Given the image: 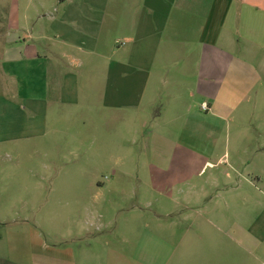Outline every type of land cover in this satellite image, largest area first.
Listing matches in <instances>:
<instances>
[{
    "label": "crops",
    "instance_id": "1",
    "mask_svg": "<svg viewBox=\"0 0 264 264\" xmlns=\"http://www.w3.org/2000/svg\"><path fill=\"white\" fill-rule=\"evenodd\" d=\"M0 20V144L45 139L44 146L49 130L63 140L78 72L86 67V79H96L104 68L102 92L92 97L136 117L155 158L173 159L180 146L208 159L221 152L236 165L260 154L264 164V0H8ZM26 20L38 30H24ZM160 94L169 102L164 116L139 112L143 99L145 106ZM47 118L62 123L49 127Z\"/></svg>",
    "mask_w": 264,
    "mask_h": 264
},
{
    "label": "rangeland",
    "instance_id": "2",
    "mask_svg": "<svg viewBox=\"0 0 264 264\" xmlns=\"http://www.w3.org/2000/svg\"><path fill=\"white\" fill-rule=\"evenodd\" d=\"M19 22L38 30L34 20ZM90 74L78 72L65 143L49 130L44 146L45 139L0 144V264H264L262 156L236 165L221 152L208 159L176 146L173 159L160 161L136 117L92 97L102 92L104 68L96 79H86ZM144 103L139 112L164 116L169 102L160 94ZM54 120L47 118L49 127L62 123ZM226 183L239 191L224 192Z\"/></svg>",
    "mask_w": 264,
    "mask_h": 264
},
{
    "label": "built area",
    "instance_id": "3",
    "mask_svg": "<svg viewBox=\"0 0 264 264\" xmlns=\"http://www.w3.org/2000/svg\"><path fill=\"white\" fill-rule=\"evenodd\" d=\"M201 108H202L203 110H208V107H207V105H206L205 103L201 104Z\"/></svg>",
    "mask_w": 264,
    "mask_h": 264
}]
</instances>
